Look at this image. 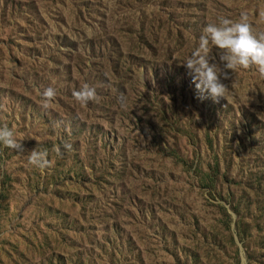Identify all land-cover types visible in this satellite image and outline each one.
Returning a JSON list of instances; mask_svg holds the SVG:
<instances>
[{
	"label": "rangeland",
	"instance_id": "374dc122",
	"mask_svg": "<svg viewBox=\"0 0 264 264\" xmlns=\"http://www.w3.org/2000/svg\"><path fill=\"white\" fill-rule=\"evenodd\" d=\"M241 13L264 33V0H0V264H264V77L214 47L201 101L182 64Z\"/></svg>",
	"mask_w": 264,
	"mask_h": 264
},
{
	"label": "clouds",
	"instance_id": "9594fccd",
	"mask_svg": "<svg viewBox=\"0 0 264 264\" xmlns=\"http://www.w3.org/2000/svg\"><path fill=\"white\" fill-rule=\"evenodd\" d=\"M222 50L220 62L225 70L234 72L238 68L249 69L256 67L258 73L264 77V33L256 34L249 22L247 13H241L238 21L226 17H220L218 23H209L204 28V34L200 36L198 46L184 61L183 66L188 70L195 84L199 100L211 98L219 102L221 98L227 99L229 87L222 82L227 79L228 73L222 70L215 62H211L213 48ZM41 107L47 109L52 106L57 96L53 87H47L39 92ZM76 102L87 106L89 102L98 101L99 97L95 87L85 83L79 90L72 93ZM123 103V99L121 100ZM14 129L8 125L0 126V145L22 152V141ZM71 145H63L64 149H70ZM54 151L57 157H62L60 146ZM28 162L37 169L45 170L53 166V161L48 158L46 150L38 151L36 148L28 154Z\"/></svg>",
	"mask_w": 264,
	"mask_h": 264
},
{
	"label": "trees",
	"instance_id": "16d2710c",
	"mask_svg": "<svg viewBox=\"0 0 264 264\" xmlns=\"http://www.w3.org/2000/svg\"><path fill=\"white\" fill-rule=\"evenodd\" d=\"M1 146H3V145H0V147ZM174 153V152H173ZM4 154H3V150H1L0 149V157H2ZM174 155H176V154H174ZM209 177H212L211 175H209ZM89 235V234H88ZM88 235H87V237H88ZM118 236H119V233H118ZM120 238V237H119ZM120 240H124V238H123V236H122V238H120ZM82 246H84V245H82ZM90 254V253H89ZM77 262L78 263H80V264H85V262H84V259H83V254L78 258V260H77Z\"/></svg>",
	"mask_w": 264,
	"mask_h": 264
}]
</instances>
